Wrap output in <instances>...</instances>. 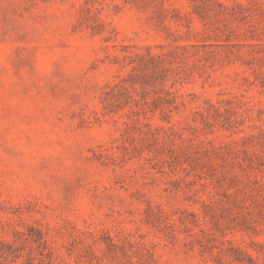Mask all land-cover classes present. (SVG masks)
<instances>
[{
  "label": "rangeland",
  "instance_id": "obj_1",
  "mask_svg": "<svg viewBox=\"0 0 264 264\" xmlns=\"http://www.w3.org/2000/svg\"><path fill=\"white\" fill-rule=\"evenodd\" d=\"M0 264H264V0H0Z\"/></svg>",
  "mask_w": 264,
  "mask_h": 264
}]
</instances>
